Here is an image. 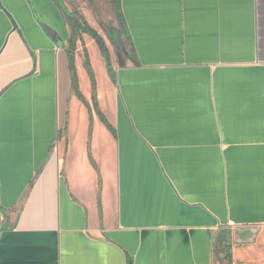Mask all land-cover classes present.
I'll list each match as a JSON object with an SVG mask.
<instances>
[{"label":"crops","instance_id":"0c3cea01","mask_svg":"<svg viewBox=\"0 0 264 264\" xmlns=\"http://www.w3.org/2000/svg\"><path fill=\"white\" fill-rule=\"evenodd\" d=\"M116 8L111 129L60 4L0 0V264H264V0Z\"/></svg>","mask_w":264,"mask_h":264},{"label":"rangeland","instance_id":"374dc122","mask_svg":"<svg viewBox=\"0 0 264 264\" xmlns=\"http://www.w3.org/2000/svg\"><path fill=\"white\" fill-rule=\"evenodd\" d=\"M62 1L66 4L69 10L77 11L81 19L84 18L90 24V26L95 28L104 37L110 50L112 64L113 66L117 65L119 56H124L125 51L129 48V41L126 35L122 32L123 28L117 13L116 0ZM117 28H120V33L118 32ZM81 38L83 42L80 40L78 41L76 55L80 54L83 63H85L86 49L92 64L93 71L95 73L96 81L98 77L101 83L105 82L106 75H108V70L105 59L97 42L95 40L88 42L91 38L86 33L81 34ZM104 73H106V75ZM90 80L91 78L87 70L86 78L83 79L84 85H86V81L88 82L87 84H90ZM91 103H94L93 94L91 96Z\"/></svg>","mask_w":264,"mask_h":264},{"label":"trees","instance_id":"16d2710c","mask_svg":"<svg viewBox=\"0 0 264 264\" xmlns=\"http://www.w3.org/2000/svg\"><path fill=\"white\" fill-rule=\"evenodd\" d=\"M55 1H57L60 4V6L65 10V13L68 17V21L72 29L71 37L69 40L68 54H69V63H70V69H71L73 89L75 90L78 97L83 102H85L87 105H89L84 95L80 91L79 76L77 73V66H76V51H77L78 41L80 40L83 42L81 38V34L86 33L90 35L97 42L101 50V53L105 59L109 75L111 79L113 80V82H115L116 81L115 70L112 64L110 50L108 48V45L104 37L95 28L90 26V24L84 18H82L83 19L82 20L80 18V15L77 13V11H74V10L69 11L67 10V8L64 7L63 3L60 0H55ZM85 52H86V60H85L84 65L87 68L91 81H92L93 101H94L93 104H94V107L98 110V102H97V97H96V86H97L96 77H95V73L93 71L92 64H91V61H90V58H89V55L86 49H85ZM98 112L101 116V119L105 123V125L112 129V125L109 123L106 116L100 110H98ZM228 242H229V237L227 238V233L221 232V234L218 237L217 251L219 254H222L224 256V259L228 260L227 264H232V259H231V256L229 255L230 249H229Z\"/></svg>","mask_w":264,"mask_h":264}]
</instances>
